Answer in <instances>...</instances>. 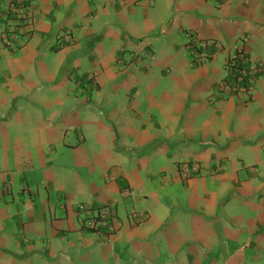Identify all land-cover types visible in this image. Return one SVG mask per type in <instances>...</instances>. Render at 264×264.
I'll use <instances>...</instances> for the list:
<instances>
[{
  "label": "crops",
  "instance_id": "crops-1",
  "mask_svg": "<svg viewBox=\"0 0 264 264\" xmlns=\"http://www.w3.org/2000/svg\"><path fill=\"white\" fill-rule=\"evenodd\" d=\"M9 1L0 264H264V0H26L6 48ZM187 31L219 51L194 61ZM239 48L257 89L212 103ZM79 202L115 208L116 230Z\"/></svg>",
  "mask_w": 264,
  "mask_h": 264
},
{
  "label": "built area",
  "instance_id": "built-area-1",
  "mask_svg": "<svg viewBox=\"0 0 264 264\" xmlns=\"http://www.w3.org/2000/svg\"><path fill=\"white\" fill-rule=\"evenodd\" d=\"M26 3V0L9 1L6 13L10 16L12 22L8 26L7 31L2 34L3 45L6 48L14 47V42L19 37L21 29L28 27L30 24V14ZM64 37L67 41L70 40L68 34H64ZM185 37L188 40V45L194 48V61L208 59L220 49V45L216 41L208 39L197 40L196 36L189 31L185 33ZM226 67L227 76L214 84L213 91L209 96L212 103H216L218 99L225 97L254 93L257 89L254 80L257 77H261L263 71V66L245 54L242 48L236 49V52L228 58ZM84 77L90 80L92 84L96 83L93 73H87ZM198 169V164L194 162H181L177 165V171L183 179H187L191 173L197 172ZM109 178L112 179V176L110 175ZM129 193L130 189L128 186L121 189L122 196H126ZM79 208L86 210V216L83 218L86 228L97 232L101 230L114 232L116 230L114 225L115 208L107 205L98 207L87 206L85 208L83 204H80ZM128 214L138 219L142 218L143 212L136 208H130Z\"/></svg>",
  "mask_w": 264,
  "mask_h": 264
},
{
  "label": "rangeland",
  "instance_id": "rangeland-1",
  "mask_svg": "<svg viewBox=\"0 0 264 264\" xmlns=\"http://www.w3.org/2000/svg\"><path fill=\"white\" fill-rule=\"evenodd\" d=\"M80 204H83L84 206H85V208H87V206H89V205H87V204H85V203H83V202H79V203H77V209L80 211V213H81V215L83 216V218H84V216H86V210H82V209H80L79 208V206H80ZM89 207H91V206H89ZM97 207V206H96Z\"/></svg>",
  "mask_w": 264,
  "mask_h": 264
}]
</instances>
